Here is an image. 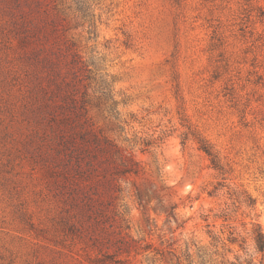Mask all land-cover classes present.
I'll return each mask as SVG.
<instances>
[{
	"label": "rangeland",
	"instance_id": "rangeland-1",
	"mask_svg": "<svg viewBox=\"0 0 264 264\" xmlns=\"http://www.w3.org/2000/svg\"><path fill=\"white\" fill-rule=\"evenodd\" d=\"M250 2L0 0V264H92L90 237L106 235L91 231L48 172L39 88L62 103L64 81L88 92L94 127L141 165L100 184L106 226L140 246L134 264H176L168 248L208 243L202 215L227 205L243 230L245 195L264 227V86L241 63L238 25ZM196 135L214 146L222 172Z\"/></svg>",
	"mask_w": 264,
	"mask_h": 264
},
{
	"label": "trees",
	"instance_id": "trees-1",
	"mask_svg": "<svg viewBox=\"0 0 264 264\" xmlns=\"http://www.w3.org/2000/svg\"><path fill=\"white\" fill-rule=\"evenodd\" d=\"M250 1L251 5L243 12L238 23L246 43L241 63L252 66L255 74L253 82L264 86V5ZM71 63L80 67L76 54H73ZM64 85L71 90L63 93L62 103L56 101L55 91L42 86L39 88L43 97V104L39 107L43 115L40 120H47L51 135L49 141L52 143L46 152L50 160L48 172L65 200L74 206L72 208L91 219V231L102 230L106 233L104 237H90V246L95 248V255L89 257L90 263L134 264L132 253H138L140 246L123 231H112L106 226V209L110 200L100 184L110 187L118 177L137 176L142 171L141 165L131 153L124 152L94 127L88 115V92L84 90L78 96L73 81H64ZM261 120L264 123V117ZM195 139L200 149L210 157L213 167L222 172L223 166L214 146L202 136L196 135ZM222 187L224 185L221 183L214 185L209 194L216 196ZM243 203L250 209L249 225L242 223L243 230H239L235 225L238 209H231L229 205L219 212L203 214L209 242L186 243L180 249L169 247L168 252L175 257L176 264H264V227L256 211V199L245 195ZM65 220L68 230L73 233L81 226ZM217 221L221 222L218 230ZM157 253L164 254V251L157 250Z\"/></svg>",
	"mask_w": 264,
	"mask_h": 264
}]
</instances>
